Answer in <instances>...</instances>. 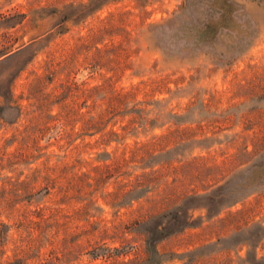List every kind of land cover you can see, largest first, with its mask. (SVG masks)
Segmentation results:
<instances>
[{"label": "rangeland", "instance_id": "1", "mask_svg": "<svg viewBox=\"0 0 264 264\" xmlns=\"http://www.w3.org/2000/svg\"><path fill=\"white\" fill-rule=\"evenodd\" d=\"M97 2L0 0V262L264 264V0Z\"/></svg>", "mask_w": 264, "mask_h": 264}, {"label": "trees", "instance_id": "2", "mask_svg": "<svg viewBox=\"0 0 264 264\" xmlns=\"http://www.w3.org/2000/svg\"><path fill=\"white\" fill-rule=\"evenodd\" d=\"M98 0H89V3H87V6L88 7H90V9H93L95 6H99V5H97V4H99L100 2H97ZM94 3V4H93ZM72 14V13H71ZM4 14H2L1 12H0V16H3ZM83 15V14H82ZM24 16V13H22V12H20V13H13L12 15H9V16H6L4 19H5V21L6 20H10V19H14L13 21H11V25L13 26V25H15V23H17V22H20L21 20H22V17ZM81 16V15H80ZM80 16H78L76 19H78ZM69 17V15H67V14H65V15H63L62 16V19L61 20H64V19H66V18H68ZM76 19H74V20H76ZM9 46V45H8ZM8 46H4V47H1L0 48V56L1 55H4V54H6V53H8L9 52V50L7 49L8 48ZM4 95V101H5V104L4 105H0V117H3V115H2V111H3V109L5 108V109H7V110H9L10 112H12V114H14L15 115V113L13 112V111H16V115L17 114H19V107H18V105H13V104H11L10 102H11V97H10V89H9V91H8V94H3ZM14 115H12V116H14ZM15 117V116H14ZM14 117H6V119H8L9 121H13L14 119ZM99 119H102V116H99ZM111 132L113 133L114 132V130L112 129L111 130ZM135 148H133L134 150H133V155L134 154H136L137 153V151H138V149L141 147V146H134ZM13 156L14 157H18V154H13ZM121 159H127V157H124V156H122V158ZM21 183H23L22 181H20L19 182V184H21ZM136 190H139V186H135V187H133L132 189H129V190H127L126 191V193H134ZM4 203L3 205H9V204H11L12 202H11V200L9 199L8 200V198H1L0 199V203ZM28 219V218H27ZM27 219L26 220H24L23 221V224L25 225V223L26 222H28V221H30L29 219H28V221H27ZM18 225H22V222H18ZM26 227H28L29 228V226H28V224H26L25 225ZM10 228V224H8V223H6L4 220H1L0 219V243H2V240H3V236H2V233L4 232L3 230H5L6 229V231L8 232V229ZM157 232H159V234H158V236H157ZM163 233V231H159L157 228L156 229H153V230H150L149 231V235H147V241H153V240H157V239H159L160 237H162V236H159V235H161ZM29 234L30 233H27L24 237H22V239H21V244H23V240H25V239H27V242L28 241H30V240H32L34 237L33 236H29ZM39 236V235H38ZM5 239H7V236H4V240ZM26 242V243H27ZM4 244V243H3ZM24 248L22 247V245H21V249L19 250V251H17V253L16 254H19V253H21L22 252V250H23ZM99 254H101V253H94V257H97ZM111 255H113V252L110 250V252H108V253H106V255L105 256H111ZM14 261L15 260H13V261H9V262H6V263H1L0 262V264H20L21 262H19V263H14Z\"/></svg>", "mask_w": 264, "mask_h": 264}]
</instances>
